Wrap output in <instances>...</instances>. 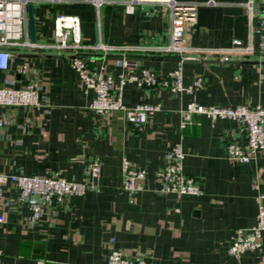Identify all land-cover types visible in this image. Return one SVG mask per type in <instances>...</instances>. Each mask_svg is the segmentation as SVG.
I'll return each instance as SVG.
<instances>
[{
    "label": "crops",
    "instance_id": "crops-1",
    "mask_svg": "<svg viewBox=\"0 0 264 264\" xmlns=\"http://www.w3.org/2000/svg\"><path fill=\"white\" fill-rule=\"evenodd\" d=\"M195 6V22L187 45L200 49H225L232 40L256 47L258 34L249 21V0H173ZM257 11L264 0H250ZM128 0H29L36 42L51 39L56 14L75 15L85 43L98 41L111 46L136 47L166 44L169 40L167 11L155 3ZM7 71H0L14 85L30 80L39 83L41 106H0V173L44 175L58 171L66 180L83 177L87 162H100L97 186L81 196L72 195L36 225L21 224L27 215L15 203L16 190L6 181L0 213L1 264H106L109 247L129 257H142L149 264H264V235L258 249L238 257L227 254L236 229L255 223L256 196L264 194V150L241 163L225 157L227 140L244 142L235 121L191 116L192 123L179 128L180 113L191 101L202 105H259L264 108V58L257 54L221 61L219 55H195L181 62L184 85L200 77L202 86L193 93H171L126 84L122 104H159L141 130L132 129L122 112L104 115L88 108L92 92L84 90L67 54L43 49L13 48ZM124 58L128 69L116 64ZM89 66L110 74L116 82L123 72L150 69L160 75L176 67L172 54L128 49L103 55L84 54ZM22 65L27 73L17 72ZM179 143L182 169L201 187L199 195L156 192V170L170 146ZM145 170L143 189H121V158ZM264 211V198L260 199ZM111 240V241H110Z\"/></svg>",
    "mask_w": 264,
    "mask_h": 264
},
{
    "label": "built area",
    "instance_id": "built-area-1",
    "mask_svg": "<svg viewBox=\"0 0 264 264\" xmlns=\"http://www.w3.org/2000/svg\"><path fill=\"white\" fill-rule=\"evenodd\" d=\"M99 6L102 0H91ZM29 0H0V71H7L11 61L13 48L43 49L56 54H67L71 67L76 71L84 90L92 92L88 108L96 114L104 115L113 111L122 112L124 119L132 129L141 130L146 119L160 109L159 104L136 103L131 107L122 104V91L126 84L139 88L150 89L161 87L171 93H193L202 86L200 77H195L190 84L184 85L181 78L180 64L183 60L194 58L202 54L208 57L219 55L221 61H228L232 57L250 56L257 54L264 58V5L257 11H252L251 1L245 3L249 21L254 22L258 34L256 47L248 40L242 44L234 39L225 49H200L187 45V34L195 22V6L193 4L177 3L173 0H128L125 10L131 12L133 5L138 3H155L162 11H167L169 20V40L166 44L154 46L140 45L136 47L111 46L98 41L94 44L85 43L81 38L79 20L75 15L56 14L53 18L51 39L47 42L30 41L26 25V5ZM136 49L151 51L159 54H172L177 58L176 67L161 77L150 69H139L137 72H123L118 75L116 82L110 74L96 71L89 66L84 54L98 51L103 55L116 51ZM116 64L128 69V62L122 58ZM20 74L27 73V67L22 65L17 70ZM39 98V83L30 80L22 85H14L12 80L6 79L0 85V106L32 107L41 106ZM202 115L210 120L230 119L235 121L239 131L244 136V142L237 140L225 141V157L228 160L247 163L256 158L264 150V108L255 105L218 106L202 105L194 101L186 104L180 113L179 128L192 123L191 116ZM3 120L0 117V128ZM184 152L179 143H174L163 157L162 165L156 170L158 183L156 192L160 195L172 194L176 199L182 195H199L202 190L197 180L186 175L182 169ZM100 162L97 157H91L85 168L83 177L79 180H66L58 171L44 175H24L0 173V204L3 201L2 189L9 181L16 190L15 203L27 209V215L21 224L32 228L45 213L52 212L55 205L64 203L69 196H81L97 186ZM120 187L128 193L143 189L145 170L131 164L126 158H121ZM264 194L256 196L257 213L255 223L249 228L234 230L226 252L230 256L238 257L247 250L260 247L261 237L264 235V211L260 199ZM4 222L0 213V223ZM111 241V240H110ZM0 250V264L2 258ZM36 264H41L38 260ZM106 264H149L142 257H129L120 250L109 247Z\"/></svg>",
    "mask_w": 264,
    "mask_h": 264
},
{
    "label": "water",
    "instance_id": "water-1",
    "mask_svg": "<svg viewBox=\"0 0 264 264\" xmlns=\"http://www.w3.org/2000/svg\"><path fill=\"white\" fill-rule=\"evenodd\" d=\"M26 17H27L26 25H27L28 37L30 41H34L35 35H34L33 16H32L30 3L26 5Z\"/></svg>",
    "mask_w": 264,
    "mask_h": 264
}]
</instances>
